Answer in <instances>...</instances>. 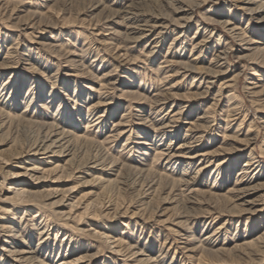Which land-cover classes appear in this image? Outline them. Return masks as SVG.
I'll list each match as a JSON object with an SVG mask.
<instances>
[{
  "label": "bare ground",
  "instance_id": "6f19581e",
  "mask_svg": "<svg viewBox=\"0 0 264 264\" xmlns=\"http://www.w3.org/2000/svg\"><path fill=\"white\" fill-rule=\"evenodd\" d=\"M55 1L0 0V25L7 30V32L3 31L0 34V76L12 70L9 72L8 79L0 83V139L6 137L7 142L14 145L17 141L15 134L18 128H24L31 134L28 144L19 145L14 152L8 154V157L0 159V169L6 175L16 179L7 186L2 184L4 178L0 179V200L7 204H11L13 201L21 206L25 215H29L31 210L29 207L35 205L31 203V200L35 197H41L44 201L43 205L48 203L52 206L54 215L61 219H69L81 207L80 204L86 200L84 196L90 194L98 196L99 194L95 190H89L81 196V200H76L77 203L73 205L69 200L75 188H63V185L70 178H83L86 175H92L91 180L98 184L97 187L101 185L103 190L105 185L114 180V177L111 178V176L119 175L117 172L120 169L133 170L131 172H134L136 177L145 176L148 172L152 175L156 174L144 166H127L122 162L112 160V158L108 159L105 153V155L102 153L101 155L96 154V152L85 163L80 164L81 162H79L80 155L85 151L82 148L83 142L89 141L85 138L87 132L91 130L107 131V120H112L116 115L110 111L117 107V103L108 100L107 95L108 92L116 90L121 94H134L140 101L148 100L154 105V109L167 107V111L170 112L168 117H163L164 119L160 120L159 126L154 128V131L160 129L164 133L162 135L169 138L165 144L161 143L163 140L159 142L151 139L152 137L146 130L154 126L157 119L145 113V115L138 114L135 118L136 124L145 128L141 135L142 138L139 137L140 140L133 142L135 146H139L138 151L140 152L138 154L147 155L146 150H156V154L166 156L168 162L175 161L179 168L181 167L179 170L180 178L177 182L187 187L189 191H195L197 182L200 180L204 186L211 189L220 188V184L215 182L216 179H213V172L218 171L216 175L225 173L221 165L226 163L230 165L234 155L238 153L237 155L240 156L246 150H252L257 135L251 134V127L244 129L240 124L235 128L236 135L233 138L224 135L226 140H231L236 145L231 148H219L221 152L223 151L222 159L218 162L220 166L210 170L212 162L216 161V157H220V152L197 148L201 143V135H197L198 133L197 136L193 135L191 138L187 137L190 136V133L187 132L180 136L178 134L180 126L178 122L183 118L189 119L191 117V120H188L189 126H193V129L198 127L202 131L208 130L214 125V119H211L214 114L225 117L223 129H230L234 122L240 119L242 123L245 117L241 114L243 109L231 98V90L242 77L245 78V92L252 98L254 104H257L258 102L255 101L259 100L264 103V0H123L124 2L121 0H90L91 2L85 9L89 15L97 17L90 28L91 32H89L93 36L91 42L84 40L82 44H78L79 42H74L69 38H62L63 33L66 32L65 27L71 30L75 22L63 18L58 20V16H55V19L52 18V5ZM217 2L225 4L223 9L229 12L226 17L223 16L221 10H213L212 5L208 6L209 3ZM161 3H163V8H165V4L170 6L169 12L162 9ZM44 8L46 11H42ZM232 8L242 12L248 11L251 16L253 14L260 15L259 24L253 26L249 22V18L245 22L246 17L242 16L244 12L240 15L238 12L232 11ZM192 26H195V29L188 38L187 35ZM71 31L75 35L81 33L79 29ZM169 34L173 35L172 41L174 43L181 40L182 43L191 46V51L198 52L188 57L186 62H182L175 58H184V56H180V54L176 56L174 55L175 51H168L160 61L158 69L163 73L164 78L175 76L176 72L181 73L182 77H185L184 75L191 77L193 89L185 95L170 92V89L180 81L177 80L170 84L173 80L171 78L167 83V90L169 89V91L153 93L151 98L144 97L137 90L132 89V80L128 82V77L132 76V73L136 72L135 68L138 67L136 65L137 60L131 57L130 51L135 50L136 47H141L149 56V61H154V59H158L161 51L160 45L164 38L170 36ZM15 35L23 38L29 44L16 40ZM99 52H104L110 60H114L116 63L121 61L128 63L129 67L125 68L128 71L127 77L123 76L124 81L121 80L120 76L113 72V67L107 70L105 67L100 68V66L96 68L97 71L102 69L97 75L99 88H89L90 94L87 98H93V102L87 104L88 112L86 111L83 116L81 89L77 90L74 87V92L71 94L69 92L70 87L64 84V80H58V77L55 76V80L61 81L65 87L63 89L53 88L46 94L47 99L40 102L37 97L44 94V83L35 75L19 73V69H22L24 72L32 71L36 74L38 69H35L34 64H38L48 70L55 66L54 73L51 74L53 76L57 73L58 64L63 62L67 68L73 70L77 68L85 74L87 65L84 60L95 54V57L92 58V61H95ZM231 58L234 63L229 62ZM179 69H181L180 72ZM28 82H30L28 88H30L31 93L22 95L21 89L19 90L16 84L23 87ZM214 88H217L215 92L213 91ZM20 95L23 96L22 100L24 99L27 104L19 110V113H15L18 111L16 109ZM178 99L187 101L180 106L176 103ZM56 101L58 106L53 113L48 114L44 110V112L38 113L40 107L47 108ZM206 101L209 102L208 108L195 112L193 115L194 104L192 103H204ZM103 106V113L93 114L92 117L91 114L94 113V110ZM30 108L34 111H31ZM91 108L93 109L90 111ZM256 110L258 111V109ZM30 112L31 115H29ZM258 112L260 114L257 117V122L264 129V110ZM45 117L51 118L46 120ZM118 124L119 122L113 126ZM190 129L192 128L188 127L185 130ZM82 130L83 132H81ZM237 135H243V138L238 139ZM246 157L239 168L241 176L237 182L227 188V195L232 198L233 206L240 207L239 213L241 215L249 214V217L264 211V173L262 171L263 166L262 164L260 166V161L256 159V156L249 154ZM143 158L144 156L136 158L141 165H145ZM190 167L193 169L191 173L188 171ZM206 173H208V177L204 178ZM156 180L154 179V181ZM91 183V181H87V184ZM147 183V189L143 191L144 194L150 190L149 187L153 183V179ZM200 191L202 194L213 195L212 193H214L209 190ZM214 194L221 195V193ZM53 197L57 199L50 202L49 200ZM170 198L175 199L174 196ZM94 201L95 199L82 205L81 216L88 211ZM101 205L104 210H107L106 213H112L111 217H113L115 225L126 226L128 224L125 222L127 218L142 216L139 209L130 210L131 213L128 216L126 214L127 208L122 210V205V207H117L118 205L113 207L110 204H104V202ZM66 207L67 209H65ZM0 209L7 213L10 211L7 207L0 206ZM36 211L31 216V220L36 221L38 217L45 216L43 210L38 208ZM12 219L14 218L0 216V234L2 237L4 236L3 239L1 237L0 264H89L97 257V252L87 253L85 251L81 253L84 249L78 252L75 250L77 247H73L74 250L71 249L67 252L69 250L67 247L66 252L57 251V259L51 260L50 256L47 255L48 253L43 251L45 247L42 245L43 240L41 239L33 246L27 239H22L20 230L16 229V226V228L12 226ZM177 219L178 217L172 223H168L164 219L157 220L156 224L169 232L173 231L177 225L182 224L185 226L182 227L183 232H190L186 230L188 226L182 220L177 221ZM94 226L78 230L84 234L90 233L89 235L94 236L100 242L106 243L109 248L108 253L113 255L115 259H120L128 264H161L158 257L149 256L135 244L125 243L126 240H123L122 234L118 230L113 232L110 230L112 228L108 230L106 226ZM44 230L40 231L44 232ZM183 235V233L180 234L179 239H183L180 242L185 244L191 236ZM211 235L206 234L204 237L207 242H211L209 241ZM66 238L70 239L69 243L76 239L71 235L63 236V240ZM257 239L259 240V238ZM69 243L67 246L70 245ZM247 243L250 244L251 242H244V244ZM201 245L197 243L187 248L186 251L198 248L203 250L204 247ZM61 247L62 241L59 248L61 249ZM6 259L11 260V262L6 261ZM112 264H116V262Z\"/></svg>",
  "mask_w": 264,
  "mask_h": 264
},
{
  "label": "rangeland",
  "instance_id": "374dc122",
  "mask_svg": "<svg viewBox=\"0 0 264 264\" xmlns=\"http://www.w3.org/2000/svg\"><path fill=\"white\" fill-rule=\"evenodd\" d=\"M90 2V0H56L53 3V10L51 14L52 18L55 19V16H58V20H61L62 18L65 20H74L75 23L73 27H71V30L79 29L81 31L80 34L78 33L77 35H75L71 33L72 31L70 29H67V27H65L64 30L66 32L63 33L62 38L72 39V41L74 42H79L78 44H82L84 40L89 43L91 42L93 36H91L89 32H91L90 28L93 26L92 24L95 22L97 16L89 15V12H87V10L85 9ZM161 5L162 9H164L165 12H169L170 6H167V4H165V8H163V3H161ZM210 5H212L213 10H221L224 17L229 14L227 10L223 9V6H225V4L223 3H209L208 6ZM42 11H46L45 8L42 9ZM232 11H236L240 15L244 12L242 14V16L246 17L244 21L246 22L249 18L248 20L253 26H256L255 24H259L260 22V15L253 14L254 16H251L249 15L248 11L242 12L237 11L233 8ZM194 29L195 26H192V29L187 35L188 38L192 35ZM3 31L7 32V30L4 29L2 25H0V34H2ZM15 38L16 40H20L29 44L23 38L21 39V37H16L15 35ZM172 38L173 35L164 38V41L160 45L161 51L158 59L156 58V60L154 59V61H149V56H147L146 51L141 47H136L135 50L130 51L131 57L136 58V65L138 67L135 68L136 72L132 73V76L128 77V82H131L132 80V89L137 90L144 97L151 98V95L153 93L156 94L158 92L161 93L169 91V89L167 90V83L171 78L173 80L170 82V84H173L177 80L180 81L179 83H177V85H174L175 87H172L170 89V92L185 95L187 92H190L193 89L191 84V77H186V75H184L185 77H182L183 75H180L181 73L176 72L175 76L164 78L163 73L158 69L160 61L163 59V56L168 53V51H175L176 53H174V55L176 56L179 54L180 56H184V58H175L177 60L180 59V61L182 62H186L188 57H191L193 56V54L195 55L198 52L193 50L191 51V46L189 44L186 45L184 42L182 43L181 40L178 43H174L172 41ZM33 56H35V54H33ZM94 57L95 54H92L90 55V57L84 60L85 64L87 65L85 74H83L81 70L77 68L74 70L67 68L64 63L60 61V64H58L57 66V73L53 75L54 77L51 76V74L54 73L55 66H53L51 70H48L38 64H34L35 69H38V72L36 74L32 71L24 72L22 69H19V73L23 72L25 74L28 73L31 75H35L40 79L41 82L44 83V94L41 95L43 98L41 96L37 97L40 102L47 99L46 94L50 90H52L53 88L63 89V87H65L64 84H67V86L70 87L69 92H71V94H73L74 92V87H76L77 90L81 89L83 97V116V114L87 111V104L89 105L93 102V98H87L90 94L89 88H99V80H97V75H99L98 73L102 69L100 71H97L96 68L100 66V68L105 67V70H107L113 67V72H115L116 75H119V78L123 80V76L127 77L128 72L125 68L129 67V65H127L128 63H126L125 61L116 63L114 60H110L109 56L104 52L97 53L96 60L92 61V58ZM102 59L104 60L101 61ZM229 62L234 63L232 58L229 60ZM10 71L0 76V83L8 79ZM180 71L181 69H179V72ZM66 73L69 75L65 76L64 74ZM55 76L58 77V80H64V84L61 83V81L55 80ZM16 85L19 90L21 89L22 95L31 93L30 88H28L30 82L24 84L23 87H19L18 84ZM244 85L245 78L242 77L234 86L235 88L233 87V90H231V98H233L234 102L239 104L243 109L241 114L242 116L245 115V117L242 123L240 119L235 121L230 129H223V127L225 126V117H219L214 114L213 118H211L212 120L214 119V125H212L208 130L202 131L198 127H196V129H193V126H189L188 120H191V117H189V119L183 118L178 122V125H180L178 128V134H180V136H183V134L187 132L188 134L190 133V136L187 137L191 138V136H195L198 133L197 135H201V143L197 146V148L206 151L217 150L218 152H220V157H216V161L214 160L215 162H212L210 170L219 168L220 166L218 162L222 159L221 154L223 153V151L221 152L219 148H231L232 146L234 147L236 145L233 141L226 140L224 138V135L229 136V138H233V136L236 135L234 130L239 124L240 126L242 125L244 129L251 127V134L257 135L252 150H246L240 156L237 155L238 153L234 155V158L231 161L230 165L228 163L221 165L223 167V172L225 173H223L222 175H216L218 171H215V173L213 172L214 177H216H213V179H216L215 182L220 184V188L211 189L207 186H204L203 182L200 180L197 182V188L195 189V191H189L187 187L178 184L177 182V180L180 178L179 170L181 167L179 168V165L175 163V161L168 162L167 157L164 155L156 154V150H146L147 155L138 154L140 152L138 151L139 146H135L133 142H135V140L138 141L140 140V138H142L141 135L144 131L143 129H145L141 125L136 124L137 120L135 118L138 116V114H148L157 119L155 120L156 124L146 130L152 137L151 139H155V141L158 140L159 142L163 140L164 142L161 141V143L165 144L169 138L166 135H162L164 133L161 132L160 129H155L156 131H154V128L158 127L160 120H163L166 116L168 117V114L170 112L167 111V107L160 109H158L159 107H157V109H154L155 107L150 101H140V99H138V97H136L134 94H121L118 90H116L114 92L112 91L107 93L108 100L117 103V107H115L114 110L110 111V113L114 112L116 115L112 118V120H107V131L103 130L102 132H98L95 130H91L87 132L85 138L89 141L83 142L84 144L82 145V148L85 151L80 155L79 162H81L80 164L85 163L97 152L96 154H106L108 159L112 158V160H117L127 166H144L152 172H155V176L152 175V173L150 174V172H148L145 176H137V178L134 172H131L133 170L128 171V169L126 168L120 169L117 172L119 175L116 174V176H111V178L114 177L115 181H110L108 183L109 185H105L103 190L101 189V185L97 187L98 184L94 183L91 180L92 175H86L83 178L72 177L68 181H66L65 185H63V188H75L69 200V202L73 205L77 203L76 200L80 199L81 196L86 194V192H88L89 190H95L99 194L98 196H96L95 194L84 196L86 200L82 204L79 203L81 207L76 210V212L74 213L75 216L73 214L69 219H61L57 215H54L52 213V206L47 202L46 205H43L44 201H42L43 198L41 197H35L33 198V200H31V203L35 205L29 207L31 208L29 215H25L21 206L17 205L13 201L11 202V204H7L0 200V206L5 208L7 207L10 210L7 213L0 209V216L14 218L11 221L12 226H14V228L17 227L16 229H19L22 234V239H27L33 246H35V244H37L38 241L42 239V245L45 246L43 248V251L46 252V254L48 253L47 255L50 256L51 260L57 259V251L59 252V250H61L66 252L68 247L69 250H67V252H69L71 249H73V247H77L75 250H78V252L84 249V251H82L81 253H84L85 251L87 253H90L92 251L97 252V257L89 264H112L113 262H116V264H128L127 262L120 259H115L113 255L109 254V248L107 247L108 245H106V243L100 242V240L94 238V236L89 235L90 233H88L87 231L86 232L88 234H84L78 230L80 228L88 229V227L94 226L96 224L95 226L98 227L106 226L108 230L112 228L110 230H112L113 232H116L115 230H118V232L122 234L123 240H126H124L125 243L128 242V244H135L140 247V249L148 253L149 256H152L154 258L158 257L161 261V264H264V211L249 217V214L241 215L238 210L240 209V207L235 205L233 206V202L231 201L232 198L227 195V188L234 182H237L240 178L241 172L239 168L241 167V164L246 160L245 158H247V155L252 154L256 156V159L260 161V166L261 164L263 166L262 171L264 173V129L261 128V125H259V123L257 122V117L260 114L258 111L264 110V103L260 102L259 100L255 101L258 102L257 104H254L252 98H250L249 95L245 92ZM216 89L217 88H214L213 91L215 92ZM22 98L23 96L21 95L18 98V107L16 109L18 111H16L15 113H19V110L23 109L27 104L24 99L22 100ZM186 101L187 100L184 99H178L176 103L181 106L185 104ZM192 104H194V108L192 109L193 115L195 114V112H199L200 110L208 108L209 106L208 101L204 103L199 102ZM57 106L58 102L56 101L54 103H51L47 108L44 107L43 109L40 107L38 113H40V111H45L48 114L53 113ZM92 109L93 108L89 110L91 111ZM256 109H258V111ZM32 110L33 109H31V111ZM103 110L104 106L102 108L100 107V109L98 110H94V113L91 114L92 117L93 114L98 115L100 114V112L103 113ZM29 115H31V112L29 113ZM121 116L123 117L121 118ZM49 118L51 117H45L44 119L50 120ZM117 122H119V124L117 126H113V124ZM188 127H191L192 129L186 131L185 129ZM81 132H83V130ZM15 136L17 141L14 145L9 144L6 137H4V139H0V159L8 157L12 152H14L17 147H19V145H26L30 142L31 134L24 128H18ZM236 137L240 139V137L243 138V135H237ZM143 156L145 159L143 158L142 160H144L145 165H141L137 161L138 159H136ZM190 168H188V171H190L191 173L193 169L192 167ZM149 174L151 177L149 176ZM206 177H208V173L204 175V178ZM2 178H4L2 183L4 186L9 185L11 182L16 180L12 176L6 175V173L0 169V179ZM156 178L158 179L156 180ZM152 179L153 183L149 187L150 190H147L146 192L148 193L144 194L143 191L147 189V182ZM154 179L156 181H154ZM87 181H91L92 183L87 184ZM117 181L118 183H116ZM171 186L174 187L173 190ZM200 190H209L214 193H221L222 196L216 195L214 193H212L213 195L209 193L202 194L200 193ZM173 196L175 197V199L170 198ZM56 197L58 198L59 196ZM56 197H53L49 201L51 202L53 199H57ZM94 199V204L91 205L88 211L81 216L80 213H82V205H84L85 202L92 201ZM101 202H104V204H110L113 207H116V205H118L117 207L123 206L122 210L127 208L126 214H128V216L131 213L130 210L134 211L139 209L140 213H142V216L138 217V215L134 218H127L125 222L128 224L126 226L115 225L114 219L113 217H111L112 213H106L107 210H104ZM38 208L45 212V216H42L43 218L38 217L36 221L31 220V216H33L37 212L36 210H38ZM65 209H67V207ZM177 217V221L182 220V222H184V224L188 226L186 230H189L190 232L184 233L182 227L184 228L185 226L182 224L177 225L176 227L173 226V231L170 232L164 230L162 227L156 224V222L163 219L168 223H172L174 220H176ZM28 218L30 221L27 220ZM45 225L46 228H44ZM47 228L49 229L46 230ZM42 229H45L44 232H41ZM107 229H105V231H107ZM182 233L184 234L183 236H191L185 244L180 242L181 240L183 241V239H179V235ZM206 234H212L211 239H209V241L211 242H207V240H205L204 237L206 236ZM68 235H71L76 239L73 241L71 240L72 242L70 243L68 242L70 240L69 238L63 240V236ZM1 237L2 234H0V244ZM45 237L47 238L45 239ZM3 238L4 236L2 237V239ZM257 238H259V240ZM61 241L62 247L60 249L59 246ZM246 241H250L251 243L244 244V242ZM68 243L70 244L69 246H67ZM197 243L202 244L201 246L204 247L203 250L202 248H198L196 250L186 251L187 248L192 247ZM205 248L211 249H206L209 250L206 251ZM157 254L158 256H156ZM9 259H6V261L11 262V260Z\"/></svg>",
  "mask_w": 264,
  "mask_h": 264
}]
</instances>
